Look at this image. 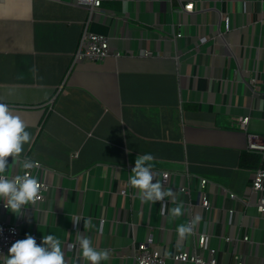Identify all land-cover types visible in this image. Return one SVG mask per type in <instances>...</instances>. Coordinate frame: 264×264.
I'll list each match as a JSON object with an SVG mask.
<instances>
[{"label": "crops", "instance_id": "0c3cea01", "mask_svg": "<svg viewBox=\"0 0 264 264\" xmlns=\"http://www.w3.org/2000/svg\"><path fill=\"white\" fill-rule=\"evenodd\" d=\"M186 1L102 0L89 13L80 0H0V102L26 123L30 140L19 156L38 160L35 175L48 184L26 213L0 205L1 220H20L17 238L28 233L40 243L53 233L66 264H91L77 231L108 249L99 264H132L146 236L164 264H183L175 252L207 256L208 248L220 264H232L234 254L264 264L252 168L240 164L247 134L264 138V0H192L190 11ZM85 26L108 38L103 60L72 62ZM145 152L153 180L168 190L155 201L129 182ZM200 178L209 208L199 204ZM197 214L180 235L178 225ZM202 232L205 246L197 247Z\"/></svg>", "mask_w": 264, "mask_h": 264}, {"label": "clouds", "instance_id": "9594fccd", "mask_svg": "<svg viewBox=\"0 0 264 264\" xmlns=\"http://www.w3.org/2000/svg\"><path fill=\"white\" fill-rule=\"evenodd\" d=\"M30 135L26 123L20 116L11 112L7 104L0 102V203L16 215L26 213V208H22V205L27 206L40 198V183L35 175L27 171L38 166V161L25 157L19 163V167L26 171L11 175L12 178L7 174L9 166L21 161L19 154L22 152V145L30 140ZM9 154L12 157L11 161L7 159ZM152 159L150 152L139 155L131 168L133 174L129 176L130 184L140 190L141 199L149 201L168 195V190H162L160 182L153 180ZM145 161L148 163H144ZM181 212L180 204L171 209L174 216H179ZM198 219L197 214L193 223ZM79 220V217H75L73 223ZM177 231L184 235L191 232L192 227L182 223L178 225ZM77 240L82 256L91 264H99V261L109 255L108 249L95 248L88 236L81 235L79 231ZM2 264H66V260L61 242L53 233L43 235L40 243H37L34 235L26 233L23 238H17L9 245Z\"/></svg>", "mask_w": 264, "mask_h": 264}, {"label": "built area", "instance_id": "2783aa9c", "mask_svg": "<svg viewBox=\"0 0 264 264\" xmlns=\"http://www.w3.org/2000/svg\"><path fill=\"white\" fill-rule=\"evenodd\" d=\"M84 1L88 4L89 13L98 9L102 0H80ZM194 7V2L192 0H188L183 2L182 8L185 10H192ZM176 35H180V32H177ZM109 53V43L108 38L97 32H93L89 30L86 26L82 28L76 49L73 53L72 62H77L80 60H90V61H100L103 60L107 54ZM115 55H118V52L115 51ZM249 84L254 87H257L255 77H250L248 79ZM50 102V101H49ZM248 121V116L241 117L237 123L244 127ZM246 149L250 151H254L260 155L261 158L264 157V138H255L252 134H247V142ZM25 156L21 157L22 162ZM38 161V160H36ZM41 167L40 162L38 161V166L27 170L30 174L35 175V172L38 168ZM26 171L21 168L19 171H7V174L10 175L9 178H12L11 175H15L18 173H22ZM36 176V175H35ZM37 177V176H36ZM169 172L167 170H163L161 172V181L165 183L168 180ZM40 183V193L39 199L36 201H40L44 199L45 192L48 189V184L41 177H37ZM199 204L204 208H209L210 203L209 199L204 191V186L206 183L205 178L199 179ZM250 188L256 193L254 199V207L258 216L262 219V225L264 229V168L261 166H256L251 169L250 176ZM180 189L184 192H187L188 189L186 187H180ZM229 196L235 198V194L233 192H229ZM35 201V202H36ZM2 208L7 209L0 203ZM25 205H22V208ZM232 209H229L231 212ZM20 220L16 219L14 221H6L0 219V255L4 253L5 250L8 249L9 245L17 238L18 225ZM187 224L191 227L193 225V221L191 218H188ZM206 235L202 232L198 234L197 237V247L205 246ZM225 239H230L229 236H225ZM242 239L245 241H250L251 238L248 234H244ZM68 250H73L74 244L72 242L67 245ZM195 246V247H196ZM172 257L183 264H220L215 257V249L208 248V255L204 256L201 253L192 250H181L175 252ZM165 256L164 254L156 247L152 238L150 236L144 237L143 240L138 241L133 248L132 252V264H164ZM232 264H244L240 254H234Z\"/></svg>", "mask_w": 264, "mask_h": 264}, {"label": "trees", "instance_id": "16d2710c", "mask_svg": "<svg viewBox=\"0 0 264 264\" xmlns=\"http://www.w3.org/2000/svg\"><path fill=\"white\" fill-rule=\"evenodd\" d=\"M240 164L250 168L256 166L264 168V157L261 158L260 155L254 151L245 150L240 155Z\"/></svg>", "mask_w": 264, "mask_h": 264}]
</instances>
